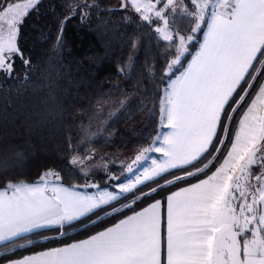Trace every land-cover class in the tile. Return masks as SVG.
Segmentation results:
<instances>
[{"label":"trees","instance_id":"obj_1","mask_svg":"<svg viewBox=\"0 0 264 264\" xmlns=\"http://www.w3.org/2000/svg\"><path fill=\"white\" fill-rule=\"evenodd\" d=\"M11 1L19 0H0V11ZM194 1L181 0L185 10L171 25L175 39L166 41L156 22L137 19L128 5L121 11V0H40L19 26V54L11 71L0 72V190L49 177L89 194L117 191L127 183L120 157L153 145L162 131L164 90L186 69L202 40L207 22L197 32ZM178 37L190 40L181 60L176 57ZM263 60L264 48L228 105L216 142L200 160L122 195L87 221L1 245L0 264L89 239L209 178L221 160L210 164L227 126L225 118ZM263 77L264 68L233 122ZM234 125H229L230 134Z\"/></svg>","mask_w":264,"mask_h":264},{"label":"crops","instance_id":"obj_2","mask_svg":"<svg viewBox=\"0 0 264 264\" xmlns=\"http://www.w3.org/2000/svg\"><path fill=\"white\" fill-rule=\"evenodd\" d=\"M263 48L264 0H233L214 7L197 51L186 69L169 81L163 94L162 132L153 148L158 156V171L138 185L189 167L211 150L228 105ZM262 92L259 97L264 96ZM255 102L249 107L250 117L260 106ZM261 118L256 112L255 122L251 118L237 122L230 141L235 146L236 160L253 158L262 145L264 133L257 130L263 122ZM217 173L171 193L164 203L156 201L89 239L7 264H226L227 258L221 257L226 241V250L229 244L244 249L254 242V253L245 257L242 254L241 259H245V264H264L258 225L254 227L258 238L238 234L241 244L235 242L236 234L231 229L235 212L230 223L229 205L219 209L218 188L220 184L224 191L226 188L224 176ZM260 194L264 223V183ZM114 198L112 194H89L46 179L0 190V246L34 233L87 221L116 202ZM233 228L237 232L236 225ZM229 233L232 239L234 234L233 243Z\"/></svg>","mask_w":264,"mask_h":264},{"label":"rangeland","instance_id":"obj_3","mask_svg":"<svg viewBox=\"0 0 264 264\" xmlns=\"http://www.w3.org/2000/svg\"><path fill=\"white\" fill-rule=\"evenodd\" d=\"M39 1L40 0H19L15 2L11 1L3 11H0V72L11 71L12 59L17 54H19V26L24 18L28 15V13L36 7ZM205 1L207 0L194 1V5L199 16V19L196 22L197 32L201 31L204 28L202 15L206 7ZM127 5L128 10L132 12L133 16L137 19L156 22L157 31L162 39L166 41H172L175 39L171 25L176 16L182 14L185 10V7L183 6V4H181V0H157V2L152 0H127ZM201 22L203 23V27H200ZM189 41V39L178 37V53L176 56L177 59L181 60L180 57L187 53V45L189 44ZM179 65L180 64H178V67ZM262 68H264V60L260 65L258 71L255 73L252 81L250 82L248 89L237 102L236 106L230 111L229 115L225 118V121H227V126L224 128L222 140L219 143L218 149L210 162V164H213L215 162H218V160L221 158V160L219 161L220 163L213 174L219 172L217 173V176L223 175L225 179L223 181H225V191L227 192L224 191V185L222 186L221 184V188H218L217 192L219 197L218 202L220 204L219 209L229 205L230 209L228 211V217L231 218L230 223L233 222L232 215L235 212L233 216L234 223L232 224V226L235 227L236 225L238 233L233 227H231L232 231L236 234L235 242L240 243L241 241V236H239L238 234H243L244 238H248L252 234L254 237H257L254 227H257L258 225V245L260 246L259 251H264V223L261 213L262 209L260 208V202L262 201V199L260 198V191L264 183V166L261 165L264 161V141L262 142V145L258 146V150L254 152L253 158H251V156L250 158L249 156H245L243 160L235 159V146H233L234 144L229 142L233 140L237 122L240 120H248V118H251V122H255L254 118L256 116V112L258 113V115L261 114V121H263L261 125H257V130L258 132H260V134L261 131L264 133V108L262 109V106L264 105V96L259 97V93L264 91V77L255 90L246 109L237 116L234 122L232 121L236 117L235 114L238 108L241 107V105H243L247 100L251 90L254 88L255 83H258L257 79L261 75ZM165 91L166 89L164 90V93ZM261 100H263V103L261 102ZM165 102L166 101H164V104ZM252 102L253 104L254 102L257 103L260 106L254 109V111L251 113L252 117H250L249 111ZM163 111L164 108L162 106V112ZM261 121L259 120V122ZM232 123H235V125L233 127L232 134H230V129L228 128L229 125H232ZM260 127L261 129H259ZM156 142L157 140L154 141L153 145L150 148L137 149L122 155L119 160L122 163L126 164L127 174L130 178L129 181L122 186H118L116 188L117 191L103 190L101 192L112 194V196L115 197L114 199L116 201L120 199L122 195H129L138 187L147 184L145 183L142 185H138V182L141 180L150 179L152 175L157 173L158 171L156 170L157 168L155 169V160L158 158V156H155L157 155L156 153H154L156 149H153ZM231 149L232 153L230 154ZM237 165L238 168H235V166ZM254 167H260V171H258L257 173L254 172L256 174L252 173L251 171L252 169H254ZM216 178L217 177H215V179ZM46 180L53 181V178L49 177ZM232 236L233 239L230 237L229 233V240L233 243V233ZM226 242L227 243L223 246L224 251L221 255V257H224L223 260L227 258L226 264H245L246 261L244 262L245 259H241V256H250V254L254 253L257 248L254 246V242L250 243L249 246L245 245L244 240V249L237 247V244L235 246L233 244H229L228 250H226L225 248L228 244V241ZM221 245L222 243H219L220 247ZM237 250L240 251L239 254ZM214 259L219 260L216 256L214 257ZM216 264H218V262H216Z\"/></svg>","mask_w":264,"mask_h":264},{"label":"built area","instance_id":"obj_4","mask_svg":"<svg viewBox=\"0 0 264 264\" xmlns=\"http://www.w3.org/2000/svg\"><path fill=\"white\" fill-rule=\"evenodd\" d=\"M229 1H232V0H207L205 1V10H204V13H203V17H202V22L205 23L207 22L209 16L211 15V13L213 12L214 10V7L219 3V2H229ZM201 22V25L200 27H203L202 26V23Z\"/></svg>","mask_w":264,"mask_h":264},{"label":"water","instance_id":"obj_5","mask_svg":"<svg viewBox=\"0 0 264 264\" xmlns=\"http://www.w3.org/2000/svg\"><path fill=\"white\" fill-rule=\"evenodd\" d=\"M127 8V0H121V7L119 8L121 11H124L126 10ZM67 20L66 19L62 25V28H61V33H60V36H59V39H58V43L61 41V38L63 36V33H64V30H65V26H66V23H67Z\"/></svg>","mask_w":264,"mask_h":264}]
</instances>
